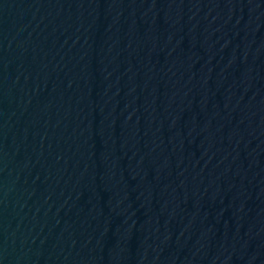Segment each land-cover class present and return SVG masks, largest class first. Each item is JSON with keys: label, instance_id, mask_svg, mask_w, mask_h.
I'll use <instances>...</instances> for the list:
<instances>
[{"label": "water", "instance_id": "water-1", "mask_svg": "<svg viewBox=\"0 0 264 264\" xmlns=\"http://www.w3.org/2000/svg\"><path fill=\"white\" fill-rule=\"evenodd\" d=\"M0 264H264V0H0Z\"/></svg>", "mask_w": 264, "mask_h": 264}]
</instances>
